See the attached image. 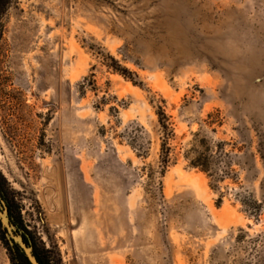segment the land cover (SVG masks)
<instances>
[{"label": "rangeland", "instance_id": "1", "mask_svg": "<svg viewBox=\"0 0 264 264\" xmlns=\"http://www.w3.org/2000/svg\"><path fill=\"white\" fill-rule=\"evenodd\" d=\"M0 185L50 264H264V0L0 3Z\"/></svg>", "mask_w": 264, "mask_h": 264}, {"label": "trees", "instance_id": "2", "mask_svg": "<svg viewBox=\"0 0 264 264\" xmlns=\"http://www.w3.org/2000/svg\"><path fill=\"white\" fill-rule=\"evenodd\" d=\"M0 3L4 4L5 0H0ZM114 64L111 65V67L116 71L119 72L120 74H122L123 76H125L127 79L132 80L135 84H137L136 81H134L133 77H132V73L121 66V64L119 63V61H117L116 59L112 58ZM159 117H160V123L162 124V127L164 129V132L166 134L165 136V141L163 143V154H162V163H163V167H164V171L167 168L169 162H170V157H169V147H167V139L170 137V134L172 133V130L170 129L169 123H168V117L165 113V111L160 108L158 111ZM191 165L195 168H200L202 171L205 172H209L210 170V165H209V157L205 154L202 153L200 154L198 157H196L195 159H193L191 161ZM242 204L244 206V210L245 212L248 214V216L250 218H254L256 221H259L261 216L264 214L263 211V206L261 203H258V201L253 200L251 198H245L242 199ZM3 225L0 222V228L2 229V231H0V235L2 233H4L6 231L5 228H2ZM23 237L26 241V243L28 245L33 246L34 248V254L37 257V259L39 260V262L41 264H50L49 263V255L47 254L48 252L45 251L44 249H38L35 245L32 244L31 241H29L25 234H23ZM260 236H257V239ZM6 239V238H5ZM8 246L10 248V250L12 251V258L13 260L16 262V264H31V262L29 261L28 257L26 256V254L24 253V251L22 250V248L14 243L13 246H11L8 243Z\"/></svg>", "mask_w": 264, "mask_h": 264}, {"label": "water", "instance_id": "3", "mask_svg": "<svg viewBox=\"0 0 264 264\" xmlns=\"http://www.w3.org/2000/svg\"><path fill=\"white\" fill-rule=\"evenodd\" d=\"M0 219L3 228H5L8 232V236L10 237V242L13 244L16 243L22 248V250L28 257L31 264H41L34 254L33 246L28 245L26 243L22 233L16 232V228L11 222L7 207L1 208V205H0Z\"/></svg>", "mask_w": 264, "mask_h": 264}, {"label": "bare ground", "instance_id": "4", "mask_svg": "<svg viewBox=\"0 0 264 264\" xmlns=\"http://www.w3.org/2000/svg\"><path fill=\"white\" fill-rule=\"evenodd\" d=\"M106 215H104V217H105ZM101 219V218H100ZM91 220V219H90ZM90 222V221H89ZM95 222H97L96 220H95ZM106 222V221H105ZM101 224L102 223H100L99 225L101 226ZM109 224V223H108ZM107 224V225H108ZM99 226V227H100ZM94 229V228H93ZM89 230V229H88ZM89 232V231H88ZM92 233H93V231H92ZM96 235H97V233H96ZM89 239V238H88ZM93 240V239H92ZM79 244H82V246L83 247H85V248H88L89 249V252H95V254L94 255H92V257H89V258H91V259H93V258H95V257H97L98 256V254H96V253H98L99 252V247H98V244H96V243H89L88 241H86L85 239L84 240H82V241H80V242H78Z\"/></svg>", "mask_w": 264, "mask_h": 264}, {"label": "flooded vegetation", "instance_id": "5", "mask_svg": "<svg viewBox=\"0 0 264 264\" xmlns=\"http://www.w3.org/2000/svg\"><path fill=\"white\" fill-rule=\"evenodd\" d=\"M1 186V185H0ZM3 194V191L1 190V187H0V200H1V196H3L2 195ZM8 212H9V216H10V219H11V222L12 223H15V219L13 218V215H12V209H11V207L9 206L8 207ZM0 222H1V219H0ZM1 224H2V222H1ZM3 228V227H2ZM26 236V235H25ZM26 238H27V236H26ZM28 239V238H27Z\"/></svg>", "mask_w": 264, "mask_h": 264}]
</instances>
